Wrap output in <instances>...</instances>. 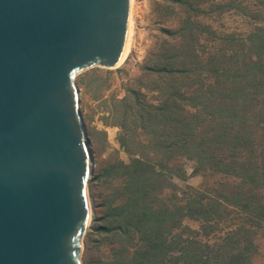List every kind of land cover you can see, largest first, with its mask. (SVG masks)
I'll return each instance as SVG.
<instances>
[{"label":"rangeland","instance_id":"rangeland-1","mask_svg":"<svg viewBox=\"0 0 264 264\" xmlns=\"http://www.w3.org/2000/svg\"><path fill=\"white\" fill-rule=\"evenodd\" d=\"M132 2L131 45L123 62L110 69H86L77 76L80 107L96 161L89 181L94 216L83 238L84 264H101L111 256V236L98 228L106 206L121 199L122 178L111 169L118 159L130 162L137 156L155 163L162 173L159 189H163L161 198L166 205L184 204L193 198L190 189L206 196L222 193V206L205 227L202 220L187 218L177 230L181 235L172 238V245H186L191 253L217 249L223 239L230 244L227 232L250 224L242 207L228 200L236 197L234 191L250 186L257 190L256 200L264 204V187L256 189L254 182L242 181L226 170H212L174 147L159 150L150 140L151 127L139 128L134 119L141 103L134 105L133 101L134 91L143 93L142 105L159 103L173 91L188 94L191 102L182 105L195 115L190 118L195 138L202 134L215 138L222 133V158L228 162L234 152L239 161L257 167L258 178L264 181V0ZM176 67L192 72H168ZM125 96L130 98L126 114L123 105L116 104ZM115 106L118 111H112ZM124 119H128L125 131L117 125ZM172 125L168 121L166 130L171 132ZM121 135L125 145L120 143ZM255 226L248 264H264V219L261 226ZM192 237L197 241L190 242Z\"/></svg>","mask_w":264,"mask_h":264},{"label":"water","instance_id":"water-1","mask_svg":"<svg viewBox=\"0 0 264 264\" xmlns=\"http://www.w3.org/2000/svg\"><path fill=\"white\" fill-rule=\"evenodd\" d=\"M129 15L130 0H0V264H84L96 161L77 76L120 63Z\"/></svg>","mask_w":264,"mask_h":264},{"label":"trees","instance_id":"trees-1","mask_svg":"<svg viewBox=\"0 0 264 264\" xmlns=\"http://www.w3.org/2000/svg\"><path fill=\"white\" fill-rule=\"evenodd\" d=\"M148 69L156 72L166 71L164 68L148 67ZM183 70L192 72V69L188 71L177 67L168 72L183 73ZM213 72L217 81L218 73L216 70ZM142 94L140 91L133 92L134 105L141 103L137 112L138 116L134 119L139 121V128L147 130L151 127L150 132L153 135L150 140L157 148H160L159 150L174 147L181 154L197 160L212 170L217 172L226 170L228 173L239 176L242 181L245 179L254 182L256 185L253 187L256 189L264 187V181L258 178L261 173L252 163L245 164L239 161L234 152L231 153L228 162L222 158L221 148L224 145L222 133H216L215 138H209L204 134L198 137V140L195 138V127L190 122V118L195 115L182 105V102H191V96L184 92L173 91L159 103L142 105L143 101L140 100ZM129 101L130 98L125 96L116 102L118 105H123L124 114H126ZM113 110L118 111L119 109L115 106ZM127 120L124 119L117 123L124 131ZM168 121L173 124L171 132L166 130ZM241 139L244 140V136H240ZM119 140L121 144H126L124 135H121ZM232 147L236 148V145ZM111 167L122 178L121 189L118 193L121 199L108 204L101 217L104 222L99 225L98 229L105 233L106 237L111 236L113 244L110 258L101 261V264L249 263L250 251L253 249L252 236L257 228L255 225L261 226L264 219V204L256 200L257 190L250 189L251 187L248 186V189L234 191L233 194L236 197L228 199L233 202L234 207L238 206L239 209L242 207L250 221L249 225L238 226L227 232L231 240L230 244L223 239L220 244L216 245L217 249L210 252L191 253L188 252L186 245L179 247L172 245V238L176 234L181 235L177 230L184 227V219L202 220L201 226L205 227L204 225L212 219L213 214L219 212V207L223 203L220 199L222 193L206 196L204 193L201 194L200 190L190 189L193 198L187 199L184 204L166 205L161 198L163 189H159L163 186L162 181L159 180L162 173L156 169L155 163L136 156L130 162L118 159ZM238 195L243 197V201L238 199ZM196 241V238L190 239V242Z\"/></svg>","mask_w":264,"mask_h":264},{"label":"bare ground","instance_id":"bare-ground-1","mask_svg":"<svg viewBox=\"0 0 264 264\" xmlns=\"http://www.w3.org/2000/svg\"><path fill=\"white\" fill-rule=\"evenodd\" d=\"M132 4H133V2H132V0H130V15H129V37H128V42H127V46H126V49H125V52H124V55H123V57H122V59H121V61H120V63L117 65V66H119L122 62H123V60H124V58H125V56L127 55V53H128V51H129V49H130V45H131V35H132V28H133V20H132V16H131V11H132ZM83 140H86L85 139V137L83 138ZM89 140L87 139L86 140V148H88L89 147ZM89 149V148H88ZM89 151V150H88ZM92 159H91V157H90V159H89V165H94V163L91 161ZM96 163V162H95ZM93 176V174H92V172L90 171V170H88V177H89V181H90V179H91V177ZM90 187L88 186V190H87V194H88V201H89V205H90V209H89V222H91L92 221V218H93V216H94V210H93V203H94V199H93V196H91V192H90V189H89ZM93 201V202H92Z\"/></svg>","mask_w":264,"mask_h":264}]
</instances>
